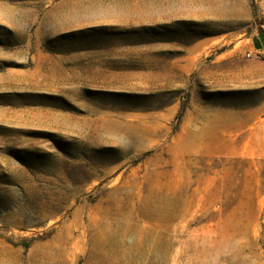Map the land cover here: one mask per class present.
<instances>
[{
  "label": "rangeland",
  "instance_id": "rangeland-1",
  "mask_svg": "<svg viewBox=\"0 0 264 264\" xmlns=\"http://www.w3.org/2000/svg\"><path fill=\"white\" fill-rule=\"evenodd\" d=\"M263 37L264 0H0V264H264Z\"/></svg>",
  "mask_w": 264,
  "mask_h": 264
},
{
  "label": "crops",
  "instance_id": "crops-1",
  "mask_svg": "<svg viewBox=\"0 0 264 264\" xmlns=\"http://www.w3.org/2000/svg\"><path fill=\"white\" fill-rule=\"evenodd\" d=\"M247 52L258 54V58L261 59V63L264 66V37L253 38L251 44L247 46Z\"/></svg>",
  "mask_w": 264,
  "mask_h": 264
},
{
  "label": "built area",
  "instance_id": "built-area-1",
  "mask_svg": "<svg viewBox=\"0 0 264 264\" xmlns=\"http://www.w3.org/2000/svg\"><path fill=\"white\" fill-rule=\"evenodd\" d=\"M246 55H247V57H250V56L252 55V53H247ZM257 56H258V55H257Z\"/></svg>",
  "mask_w": 264,
  "mask_h": 264
}]
</instances>
